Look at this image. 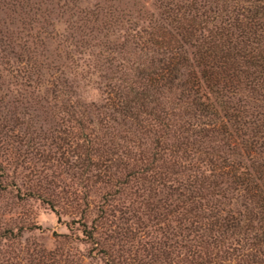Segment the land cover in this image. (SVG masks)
<instances>
[{
    "label": "rangeland",
    "instance_id": "374dc122",
    "mask_svg": "<svg viewBox=\"0 0 264 264\" xmlns=\"http://www.w3.org/2000/svg\"><path fill=\"white\" fill-rule=\"evenodd\" d=\"M109 1L66 0L52 10L37 47L54 67L49 78L0 51V264H248L240 235L214 231L199 245L206 221L163 219L184 160L140 145L156 129L145 116L119 127L109 119L112 92L146 51V33L132 35L158 17V0ZM112 4L123 11L77 34L79 10L103 14ZM80 106L91 108L81 126Z\"/></svg>",
    "mask_w": 264,
    "mask_h": 264
},
{
    "label": "trees",
    "instance_id": "16d2710c",
    "mask_svg": "<svg viewBox=\"0 0 264 264\" xmlns=\"http://www.w3.org/2000/svg\"><path fill=\"white\" fill-rule=\"evenodd\" d=\"M63 2L0 4L8 19L0 17V51L24 63L28 75L38 78L44 69L51 76L54 67L37 47L46 27L54 25L48 22L52 10L63 8ZM156 9L149 28L132 35L146 33V51L137 64L130 63L123 89L112 92L109 119L119 127L145 116L156 129H148L152 135L140 145L153 142L152 150H173L184 160L176 161L178 187L173 202L162 205L163 219L179 213L191 226L206 221L196 236L199 245L214 231L240 235L248 264H264V0H158ZM122 11L114 4L103 14L97 7L79 10L77 34L94 24L104 26ZM79 109L81 126L91 108ZM168 136L173 142L166 148ZM149 201L144 204L150 206Z\"/></svg>",
    "mask_w": 264,
    "mask_h": 264
}]
</instances>
